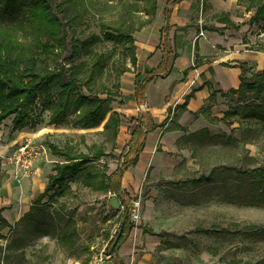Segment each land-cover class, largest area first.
I'll list each match as a JSON object with an SVG mask.
<instances>
[{
	"label": "rangeland",
	"instance_id": "obj_1",
	"mask_svg": "<svg viewBox=\"0 0 264 264\" xmlns=\"http://www.w3.org/2000/svg\"><path fill=\"white\" fill-rule=\"evenodd\" d=\"M126 1L130 3L127 9L119 0L110 9L92 0L86 21L68 37L70 47L92 36L100 38H92L88 53L83 52L75 61L88 60L90 65L98 62L94 65L95 79L83 88V93L89 94L91 88L103 98H115L106 119L88 129L75 127L72 117L70 121L52 124L53 106L42 96L35 108L42 122L28 127L29 134L22 139H37L46 147L40 170L46 184L55 164L64 160L52 153L50 145L91 156L98 147L105 155L90 159L64 196L50 192L39 203L36 200L42 193L31 197L29 213L2 232L0 264H257L264 261V184L256 185L259 177H240L232 171V168L243 173L264 170V121L249 117L252 109L244 108L245 103L236 93L227 96L228 108L222 118L210 120L207 127L195 133L186 132L171 146L160 143L143 167L131 170V174L138 172L140 176L138 179L127 176L123 191L130 198V221L134 227L122 242V260L116 254H109L107 247L120 226L125 207L108 186L116 179L117 169L128 152L129 136L136 121L122 113L123 75L119 76V71L133 67L128 44L104 40V36L106 31L122 28V21L128 17L134 16L136 25L147 17L142 10L143 0ZM252 27L251 49L264 52V20L252 22ZM65 55L58 57L60 63L66 61ZM112 113L120 115L116 135L104 128ZM12 119L0 125V136L4 131L11 134ZM146 119L147 123L153 121ZM171 127L175 128L168 124L163 130ZM17 145L7 154L2 153L3 182L7 175L3 166L6 160L15 171V180L22 183L30 177L23 176L11 161ZM34 172L35 169L30 179ZM22 204L27 205L28 199H23Z\"/></svg>",
	"mask_w": 264,
	"mask_h": 264
},
{
	"label": "trees",
	"instance_id": "obj_2",
	"mask_svg": "<svg viewBox=\"0 0 264 264\" xmlns=\"http://www.w3.org/2000/svg\"><path fill=\"white\" fill-rule=\"evenodd\" d=\"M97 1L108 5L110 9L117 3L115 0ZM180 1L182 0H166V19H169L173 7ZM90 2L92 0H0V125L13 117L10 137L16 131L26 127L33 128L42 122L41 117L35 114L36 103L42 96H46L48 105L53 106L50 115L52 124L70 121L72 117L71 121L75 127L88 129L99 126L110 113L111 103L116 101L113 96L103 98L94 94L91 88L89 94L83 93V88L90 86L95 79L94 65L98 62L90 65L88 60L79 63L75 61L83 52L88 53L93 36L89 37L88 41L79 40V45L72 47L68 41L70 33L75 32L89 16ZM119 3L125 9L130 5L126 0H119ZM252 4L257 7L252 20H264V0H252ZM157 9L158 0H143L142 10L147 17L138 25L135 17L131 16L122 21V28L105 32L104 40L128 44L132 66L137 63L133 34L153 22ZM93 39L100 40L95 37ZM64 53L66 61L60 63L58 57ZM196 67L197 64L186 73ZM241 67L243 72L240 87L231 93L239 94L240 101L245 103L244 108L252 109L249 117L264 121V71H257L251 77H246V65L242 64ZM129 71L131 68L123 67L119 76ZM145 88L146 80L136 87L134 96L126 98L125 101L136 99L142 102L145 98ZM214 97L215 94L212 99ZM147 117L150 116L140 115L133 118L138 125L132 133L124 161L117 169L116 179L108 186V190L116 195L125 207L120 226L107 247L109 254L110 248L118 239L113 253L116 254L119 244L134 227L130 221V198L122 190L121 179L129 168L138 163L147 133L167 123L164 121L156 124L150 121L145 125L144 120ZM119 123L120 115L112 113L104 128L113 130L116 135ZM50 149L54 155L63 157L64 160L55 164L54 173L49 175L46 189L36 200L37 203L50 192L64 196L69 184L78 180L79 174L90 159H101L105 155V151L98 147H95L92 156L78 153L71 148L60 149L54 145H50ZM1 162L0 157V186L5 177L1 172ZM232 171L240 177H259L260 180L255 181L256 185L264 184V170L243 173L232 168ZM7 227L10 225L0 210V237H3L2 232ZM2 249L0 246V252ZM257 264H264V261Z\"/></svg>",
	"mask_w": 264,
	"mask_h": 264
},
{
	"label": "crops",
	"instance_id": "obj_3",
	"mask_svg": "<svg viewBox=\"0 0 264 264\" xmlns=\"http://www.w3.org/2000/svg\"><path fill=\"white\" fill-rule=\"evenodd\" d=\"M165 2L159 0L153 22L133 35L137 63L122 76V113L132 118L148 115L153 123H167L147 133L138 163L121 179L122 190L127 176L139 178V173L131 174V170L143 167L160 143L171 146L186 132L195 133L207 127L210 120L224 116L227 96L240 87L242 64L248 70L246 77L264 71V52L251 49L252 19L257 10L252 0H182L173 7L169 19L164 14ZM195 64L197 67L186 73ZM144 80V100L125 101L134 96ZM144 121L145 125L149 123L146 118ZM168 124L175 128L163 130ZM27 128L14 132L12 137L10 131L2 133L0 157L29 134ZM43 160L36 163L32 179L30 175L22 183L14 179L15 171L8 160L3 164L7 175L0 186V210L9 225L24 218L31 210V197L46 189L40 172ZM23 199H28L27 205L22 204ZM122 242L116 252L119 260Z\"/></svg>",
	"mask_w": 264,
	"mask_h": 264
},
{
	"label": "built area",
	"instance_id": "obj_4",
	"mask_svg": "<svg viewBox=\"0 0 264 264\" xmlns=\"http://www.w3.org/2000/svg\"><path fill=\"white\" fill-rule=\"evenodd\" d=\"M204 36V32L201 31ZM46 147L36 140L25 139L18 143L11 155V161L15 163L23 176H30L38 161L46 154Z\"/></svg>",
	"mask_w": 264,
	"mask_h": 264
},
{
	"label": "water",
	"instance_id": "obj_5",
	"mask_svg": "<svg viewBox=\"0 0 264 264\" xmlns=\"http://www.w3.org/2000/svg\"><path fill=\"white\" fill-rule=\"evenodd\" d=\"M117 242H118V239H116L115 243H114L113 246L110 248V254H111V255H113V253H114V249H115V246H116Z\"/></svg>",
	"mask_w": 264,
	"mask_h": 264
}]
</instances>
